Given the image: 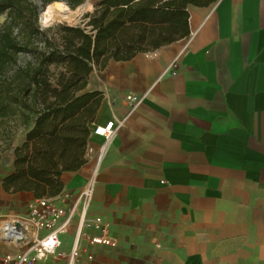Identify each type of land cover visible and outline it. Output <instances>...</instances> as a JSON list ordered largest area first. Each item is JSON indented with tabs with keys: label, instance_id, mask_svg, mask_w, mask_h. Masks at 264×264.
I'll list each match as a JSON object with an SVG mask.
<instances>
[{
	"label": "crops",
	"instance_id": "crops-1",
	"mask_svg": "<svg viewBox=\"0 0 264 264\" xmlns=\"http://www.w3.org/2000/svg\"><path fill=\"white\" fill-rule=\"evenodd\" d=\"M189 11V36L91 75L104 95L94 124L123 123L89 215L148 264H264V0ZM129 93L142 97L134 110ZM104 142L91 133L87 163L64 174L66 189L85 184ZM18 194L1 183V219L27 213L28 195L5 197ZM106 248L93 247L94 259Z\"/></svg>",
	"mask_w": 264,
	"mask_h": 264
},
{
	"label": "trees",
	"instance_id": "trees-1",
	"mask_svg": "<svg viewBox=\"0 0 264 264\" xmlns=\"http://www.w3.org/2000/svg\"><path fill=\"white\" fill-rule=\"evenodd\" d=\"M56 1L76 9L86 0H0V126L9 131L19 117L26 128L1 182L9 194L60 193L64 174L87 163L104 98L89 87L93 72L189 36L190 6L216 0H101L79 24L43 28L40 15Z\"/></svg>",
	"mask_w": 264,
	"mask_h": 264
},
{
	"label": "built area",
	"instance_id": "built-area-1",
	"mask_svg": "<svg viewBox=\"0 0 264 264\" xmlns=\"http://www.w3.org/2000/svg\"><path fill=\"white\" fill-rule=\"evenodd\" d=\"M125 99L131 110L142 102V97L132 93ZM122 123L111 120L92 125L91 133L101 135L105 142L98 149L90 177L80 189L75 192L64 188L55 196L35 198L24 216L8 211L2 217L0 241L16 250L0 251V264H88L94 260L93 247L118 246L110 223L102 216L91 217L89 212L107 145ZM63 234L72 237L68 251L63 248Z\"/></svg>",
	"mask_w": 264,
	"mask_h": 264
},
{
	"label": "rangeland",
	"instance_id": "rangeland-1",
	"mask_svg": "<svg viewBox=\"0 0 264 264\" xmlns=\"http://www.w3.org/2000/svg\"><path fill=\"white\" fill-rule=\"evenodd\" d=\"M101 0H86L82 5H80L76 9L69 8L64 2V5L68 8H62L59 10L55 8L45 14V10L41 13L39 18V23L43 28H48L50 26L59 25L61 23H67L70 25H76L83 21V16L86 12L93 10V5L98 3ZM62 2V1H61ZM87 3V4H86ZM86 5V6H85ZM90 5V6H89ZM83 7V8H81ZM48 20H44L43 17H47ZM6 19V15L0 16V25ZM59 69L51 66V73L53 76H57ZM11 130L7 131L5 128L0 126V192H1V181L2 177L5 173L9 172L10 169L13 170L14 167V156H15V148L20 145L25 138L26 128L21 124V120L19 117L10 120ZM2 194V193H1ZM28 195L26 200V208L28 209L29 203L35 199L32 193H22L18 195H14V197L5 196L6 198H19L21 196ZM4 196V195H3ZM4 200H2L3 202ZM7 208L14 209V205L8 203ZM1 217V216H0ZM1 220V218H0ZM1 223V222H0ZM65 250H69L72 244V237L69 234H63L61 236ZM3 242L0 241V248L5 246ZM103 249V248H102ZM102 249L97 250L95 259L90 264H148L149 262L145 259L135 258L131 255L130 252H126L125 250L119 249V244L117 247H107V251H103ZM16 250V248L12 247V251Z\"/></svg>",
	"mask_w": 264,
	"mask_h": 264
},
{
	"label": "bare ground",
	"instance_id": "bare-ground-1",
	"mask_svg": "<svg viewBox=\"0 0 264 264\" xmlns=\"http://www.w3.org/2000/svg\"><path fill=\"white\" fill-rule=\"evenodd\" d=\"M87 4V3H86ZM86 6V5H85ZM90 6V5H89ZM48 8H47V10L45 11V14L47 15L48 14V12H50L51 10H53V9H55V8H58L59 10H62V8L64 7V8H67L65 5H64V3L63 2H61V1H56V2H53V3H51V4H49L48 6H47ZM81 8H83V7H81ZM68 9V8H67ZM43 19L46 21V20H48V16L47 17H43Z\"/></svg>",
	"mask_w": 264,
	"mask_h": 264
},
{
	"label": "water",
	"instance_id": "water-1",
	"mask_svg": "<svg viewBox=\"0 0 264 264\" xmlns=\"http://www.w3.org/2000/svg\"><path fill=\"white\" fill-rule=\"evenodd\" d=\"M93 7H94V5H93Z\"/></svg>",
	"mask_w": 264,
	"mask_h": 264
}]
</instances>
